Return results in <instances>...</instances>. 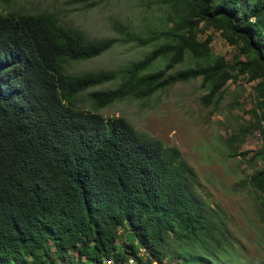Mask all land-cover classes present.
Listing matches in <instances>:
<instances>
[{
	"label": "trees",
	"instance_id": "16d2710c",
	"mask_svg": "<svg viewBox=\"0 0 264 264\" xmlns=\"http://www.w3.org/2000/svg\"><path fill=\"white\" fill-rule=\"evenodd\" d=\"M168 3L167 23L147 40L120 23L117 37L93 40L52 13H0V264L126 261L136 241L146 264H233L224 212L197 193L179 149L98 112L200 78L209 105L237 71L257 82L264 145V0ZM209 29L239 48L235 62L212 53L213 37L200 39ZM130 42L153 51L117 70H69ZM249 181L264 193V169Z\"/></svg>",
	"mask_w": 264,
	"mask_h": 264
},
{
	"label": "rangeland",
	"instance_id": "374dc122",
	"mask_svg": "<svg viewBox=\"0 0 264 264\" xmlns=\"http://www.w3.org/2000/svg\"><path fill=\"white\" fill-rule=\"evenodd\" d=\"M168 2L173 0H0V13H52L93 40L117 37L116 26L120 23L138 38L147 40L162 29L161 22L167 23L172 10ZM208 36L213 37L211 49L215 56L229 62L237 60V46L213 29L199 37L204 40ZM152 51V45L119 43L101 57L71 64L69 70L74 74L117 70L142 60ZM240 60L245 61V57ZM165 65L158 62L156 70ZM189 66L186 60L175 72ZM233 74L236 79L229 81L209 105L203 103L207 90L200 78L178 83L150 99L125 100L98 112L105 118H124L138 132L159 139L166 147L179 149L192 169L197 193L224 212L228 235L237 248L232 263L260 264L264 263V193L256 192L249 181L255 170L264 169V160L256 159L264 145L252 113L258 103L257 82H249L246 75H238L237 71ZM119 83L91 91L112 90ZM131 241L126 227L120 244L124 247ZM164 264L176 261L166 260Z\"/></svg>",
	"mask_w": 264,
	"mask_h": 264
},
{
	"label": "built area",
	"instance_id": "2783aa9c",
	"mask_svg": "<svg viewBox=\"0 0 264 264\" xmlns=\"http://www.w3.org/2000/svg\"><path fill=\"white\" fill-rule=\"evenodd\" d=\"M135 249H136V255L130 256L126 261L117 262L112 258L111 260L105 259L103 262L96 264H140V260L142 264H146V261L150 257L147 249L141 246L137 241L135 242ZM152 264H159V263L153 262Z\"/></svg>",
	"mask_w": 264,
	"mask_h": 264
}]
</instances>
